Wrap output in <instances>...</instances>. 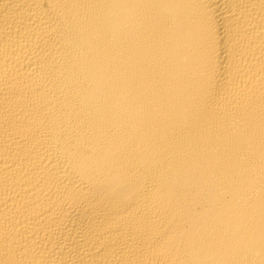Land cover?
Segmentation results:
<instances>
[{"label": "bare ground", "instance_id": "bare-ground-1", "mask_svg": "<svg viewBox=\"0 0 264 264\" xmlns=\"http://www.w3.org/2000/svg\"><path fill=\"white\" fill-rule=\"evenodd\" d=\"M0 264H264V0H0Z\"/></svg>", "mask_w": 264, "mask_h": 264}]
</instances>
